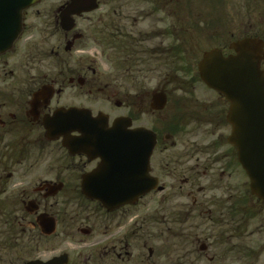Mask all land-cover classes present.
Wrapping results in <instances>:
<instances>
[{
  "label": "flooded vegetation",
  "instance_id": "obj_1",
  "mask_svg": "<svg viewBox=\"0 0 264 264\" xmlns=\"http://www.w3.org/2000/svg\"><path fill=\"white\" fill-rule=\"evenodd\" d=\"M74 1L0 0V36L10 40L0 52V264L256 261L262 246L247 242L255 234L248 227L255 214L247 211V174L229 142L230 103L200 79L164 75L168 82L152 95L146 93L150 113L163 118L160 126L146 128L156 137L149 163L155 185L133 205L108 211L86 198L83 177L100 159L80 148L71 151L64 142L81 139L72 127L85 124L81 111L88 109L91 89L99 90L96 80L87 79L88 71L90 77L98 74L86 65L88 47L121 55L139 49L146 53V70L152 63L169 65L175 76L181 55L195 48L183 45L187 38L191 44L201 35L208 38L206 52L219 50L225 58L236 55L237 43L251 40L262 51L264 71V0H156L154 9V0H147V8L144 0L145 8L135 15L123 14L120 0H77L73 6ZM184 2H191L189 11ZM155 11L161 15L154 17ZM150 18L162 28L136 36L132 29ZM167 21L175 24L167 26ZM184 21L189 28H182ZM125 61L130 72L134 64ZM171 82L179 84L168 91ZM194 82L211 95L202 89L197 94ZM158 94L166 96L159 111L152 108ZM61 111L63 121L52 119ZM99 113L92 112L93 117ZM188 129L203 130L206 139L179 141ZM74 194L97 208L72 212ZM142 198L146 215L125 218ZM97 223L103 232H97Z\"/></svg>",
  "mask_w": 264,
  "mask_h": 264
},
{
  "label": "water",
  "instance_id": "obj_2",
  "mask_svg": "<svg viewBox=\"0 0 264 264\" xmlns=\"http://www.w3.org/2000/svg\"><path fill=\"white\" fill-rule=\"evenodd\" d=\"M73 6H77V0ZM9 41L7 37L0 36V52L8 47ZM235 51V56L227 58L219 50L206 52L198 64V73L208 88L223 95L230 103L227 119L233 131L229 142L238 150L239 162L250 182L251 195L264 203L262 51L258 43L251 40L237 43ZM165 102L164 94L154 95L152 108L162 110ZM81 116L85 124L71 130L80 132L81 139L65 141L64 145L71 151L80 148L91 154V158L100 159L98 167L83 177L82 193L108 211L133 205L155 185L149 176L155 134L145 128L132 129L130 118H118L109 127V118L105 114L93 117L90 110H84ZM64 117L61 111L52 119L63 121ZM48 127H53V123Z\"/></svg>",
  "mask_w": 264,
  "mask_h": 264
},
{
  "label": "rangeland",
  "instance_id": "obj_3",
  "mask_svg": "<svg viewBox=\"0 0 264 264\" xmlns=\"http://www.w3.org/2000/svg\"><path fill=\"white\" fill-rule=\"evenodd\" d=\"M51 1L54 4L58 2V0ZM150 3L151 9H154L155 6L159 5L158 1L156 0H154L153 2L150 1ZM147 4L148 3L146 0V8ZM120 5L124 6V8L122 9V13L129 15H135L137 11H141L145 8L144 0H120ZM183 5L185 6L184 11L185 8L188 11L190 10L191 2H184ZM198 5L202 7L201 2ZM203 8L207 7L205 6ZM141 13L143 12H140V14ZM154 13V17L161 15V13H158L157 11H155ZM156 18L146 19V21L144 22L140 21L139 27L132 29L133 32L136 33L135 35L138 36V33H145L146 30H160L162 26ZM201 20H204V17H201ZM166 23L167 26H169V24L171 23L175 24L174 22L170 21H167ZM183 24L181 23L182 28H189L185 26L187 24L185 21ZM190 40L191 38L185 39L183 41V45L187 46V48L188 45L192 47L195 46V48H197L185 51V53L181 55L182 59L180 58L178 60L179 65L177 66V68L180 70V64H182L181 71L176 72L175 76L172 73L175 71L172 70L169 65H165V67L159 68L152 63V66L146 70V53H139V49L135 50V52L139 53L137 57L139 60L138 63L135 62V59L131 60V62H133L134 64V68L130 72H127L124 67V65L126 64L124 55L111 52L101 54L99 49L94 50L88 47V49L84 51L87 54L83 55L86 59V65L96 70L98 74L96 77H90L88 71L87 79H90L91 82L93 80H96V84L98 86L96 87L97 89H99L95 90V87L93 86V89H91L88 85V88L94 91L92 96L88 95V109L93 112L94 116L95 114H97V112H101L103 114L108 115L110 119L109 126L112 120H114L116 117L118 118L124 115H128L130 116V118L133 119L132 126L134 128L143 127L152 129L156 127V125L160 126L158 122L161 120V118H163V116H158L150 113L149 100L147 98L148 96H146V93L148 95H152L154 92H157V90L161 89L165 82L163 79L164 75V78L166 79L172 77L174 79L178 78L181 80H188L190 82L191 80L195 81V79H199V77L197 76V64L202 59L203 53L208 51L209 48H211V41L202 35L199 36V38H195V40L193 39V44H191ZM143 49L146 50V45L143 46ZM184 64L188 65V73H186V67ZM167 82L168 81L166 80L165 84ZM178 84V82H171V84L167 86V90L170 91L172 88L175 89L176 87H178ZM194 84L196 86L195 92L197 90V94H201L202 89L204 91V94L206 93L208 95H211V93L207 91L206 88L202 87L199 82H194ZM100 90L101 92L95 93ZM195 92L193 91V93ZM108 98H110V100H107ZM115 101H118L121 104L120 108L116 107ZM186 133L187 135L183 138L181 137L179 141L184 140L185 138H190L191 136H196L192 138L200 142L206 139L203 130L191 133V130L188 129ZM246 186L248 197L247 211L255 214V218H252L248 221L249 233L254 232L255 234L254 236H251L250 240H248L247 242H250L248 244L256 246L260 245L262 246V248L257 253L256 261L248 259L246 260L245 264H264V205L261 202L257 201L250 194L248 178ZM70 207L72 212H77L80 210L90 212L93 209L97 208L95 204H89L88 202H86V200L81 194H74L71 196ZM147 207L148 205L146 198H142L140 199L138 204L128 210V215L125 214V218L129 217V220L132 218L138 220L140 217L146 215ZM98 228H100L99 223H97V232H103ZM76 237L82 236L78 235Z\"/></svg>",
  "mask_w": 264,
  "mask_h": 264
},
{
  "label": "trees",
  "instance_id": "obj_4",
  "mask_svg": "<svg viewBox=\"0 0 264 264\" xmlns=\"http://www.w3.org/2000/svg\"><path fill=\"white\" fill-rule=\"evenodd\" d=\"M124 57H125V59L127 60V61H130L131 62V60H134L135 59V62H137L138 63V54L136 53V52H130L129 54H126V55H124ZM134 67H132V69H133ZM184 70V69H183ZM189 71H187L186 70V73H188Z\"/></svg>",
  "mask_w": 264,
  "mask_h": 264
}]
</instances>
